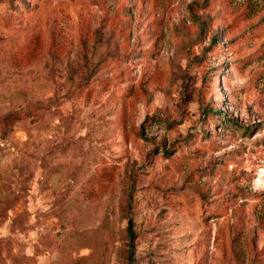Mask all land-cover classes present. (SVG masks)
I'll list each match as a JSON object with an SVG mask.
<instances>
[{
	"label": "rangeland",
	"instance_id": "1",
	"mask_svg": "<svg viewBox=\"0 0 264 264\" xmlns=\"http://www.w3.org/2000/svg\"><path fill=\"white\" fill-rule=\"evenodd\" d=\"M0 264H264V0H0Z\"/></svg>",
	"mask_w": 264,
	"mask_h": 264
},
{
	"label": "trees",
	"instance_id": "2",
	"mask_svg": "<svg viewBox=\"0 0 264 264\" xmlns=\"http://www.w3.org/2000/svg\"><path fill=\"white\" fill-rule=\"evenodd\" d=\"M214 41H217V39L216 38H214ZM12 119V117L11 118H9V120H11ZM6 121H7V118H6ZM131 219H130V223H129V233L130 234H132V230H131Z\"/></svg>",
	"mask_w": 264,
	"mask_h": 264
}]
</instances>
